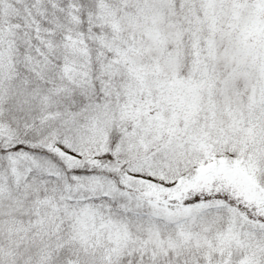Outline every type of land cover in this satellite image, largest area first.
Returning a JSON list of instances; mask_svg holds the SVG:
<instances>
[{"label": "snow or ice", "instance_id": "1", "mask_svg": "<svg viewBox=\"0 0 264 264\" xmlns=\"http://www.w3.org/2000/svg\"><path fill=\"white\" fill-rule=\"evenodd\" d=\"M0 264H264V0H0Z\"/></svg>", "mask_w": 264, "mask_h": 264}]
</instances>
